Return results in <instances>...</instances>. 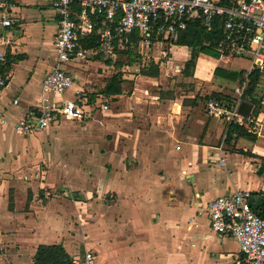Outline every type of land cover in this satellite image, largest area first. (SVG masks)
<instances>
[{"label": "crops", "instance_id": "0c3cea01", "mask_svg": "<svg viewBox=\"0 0 264 264\" xmlns=\"http://www.w3.org/2000/svg\"><path fill=\"white\" fill-rule=\"evenodd\" d=\"M10 1L13 22L4 30L10 43L0 63L11 58L0 73L7 79L0 94V264H33L39 244L55 243L70 256L91 248L97 264H243L238 243L210 229L207 205L235 187L251 192L250 203L264 201V129L255 140L237 137L219 151L222 119L198 112L197 100L151 95L141 104L146 110L131 111L136 101L128 100V110L108 120H98L94 114L106 110L96 109L84 121L16 132L18 119L37 112L41 78L54 66L58 15L52 0ZM188 55L174 65L177 74ZM199 56L209 57V71L200 62L195 69ZM231 58L239 57L199 53L188 78L214 76L215 67L244 73L228 64ZM84 61L99 68L114 62L95 54ZM77 65H62L73 85L61 96L47 94L51 104L73 98V89L83 90L89 107L122 93L104 95L112 75L102 81L101 73ZM138 75L149 82L157 77ZM220 79L228 90L237 82Z\"/></svg>", "mask_w": 264, "mask_h": 264}, {"label": "built area", "instance_id": "2783aa9c", "mask_svg": "<svg viewBox=\"0 0 264 264\" xmlns=\"http://www.w3.org/2000/svg\"><path fill=\"white\" fill-rule=\"evenodd\" d=\"M12 3L0 0V63L5 60L10 43L4 30L12 22ZM51 9L58 15L54 38V66L40 81V101L37 112H31L14 124L18 133L48 129L59 121H84L94 110H107L106 103L89 107L82 89H73V98H60L54 104L49 93L61 96L70 89L74 78L62 65L85 59L99 51L105 58L115 60L117 47L136 48L141 59L162 63L170 57L180 33L190 21H199L210 29L221 21L222 36L214 50L219 57L250 59V66L231 87L227 98L208 97L204 100L208 116L222 119L225 130L235 123L257 134L264 129V0H52ZM95 34L97 49H86L81 40ZM261 73L255 92L259 104L251 102L247 116L237 107L249 81L250 73ZM7 85L0 75V94ZM224 134L218 145L222 151ZM220 156V155H219ZM219 162L223 163L220 156ZM251 192L235 187L215 196L207 205L210 229L220 236L232 237L239 246L243 264H264V216L250 206ZM80 222V221H79ZM73 264H97L94 250L84 248L71 255Z\"/></svg>", "mask_w": 264, "mask_h": 264}, {"label": "trees", "instance_id": "16d2710c", "mask_svg": "<svg viewBox=\"0 0 264 264\" xmlns=\"http://www.w3.org/2000/svg\"><path fill=\"white\" fill-rule=\"evenodd\" d=\"M222 27L221 21L217 20L214 21L212 27L208 30L202 26V24L197 21H190L186 28L180 33V36L177 40L178 45H184L189 48V57L185 60L184 66L182 69V75L184 77L192 76L195 67L196 57L199 53H205L213 57H217L219 54L217 51L214 50V47L217 45V41L222 36ZM81 45L86 49H97L98 48V39L95 34H91L83 38L81 40ZM128 47H117L116 48V59L113 63L118 66H122L128 63H132L135 57L141 59V56L138 54L137 49L134 47V54L129 52ZM126 55L127 62L123 63L120 60L119 55ZM131 54V56H130ZM96 58L100 59L103 58L102 54L99 51L95 53ZM8 57V56H7ZM118 58V59H117ZM8 61H11V58H7L5 63L0 64V73L4 72L8 69L7 64ZM106 62H110L107 61ZM167 63V61H165ZM127 66V65H126ZM159 67H161V63H154L147 61L144 64H141L139 67L138 73L141 75L152 76L156 77L159 75ZM243 71L241 70H231L225 69L222 67H215L213 69V75L215 77L223 78L226 80L231 81H238L241 79ZM261 73L258 71H253L250 73L249 81L247 84V88L242 95L243 99H247L248 101L252 102L253 104H259V97L255 92V85L260 77ZM122 78L121 75L118 73L113 74L108 81L106 82L101 92L104 95H111V94H120L122 92ZM208 97H216V98H227L229 99V95L223 94L221 92L213 91L208 95L198 96L196 95L191 99V104H195L196 100L204 101V99ZM237 137H244L250 140H255L256 135L255 133L247 130L245 127L240 126L235 123H230L227 125L224 135V143L230 144L231 140H235ZM238 153L251 155L250 151H245L243 149H236ZM264 204V201L260 199L250 203L252 210L260 215L264 216V207L261 205ZM11 202H9L8 207L11 208ZM1 252V246H0ZM33 264H73L71 261V256L66 252L65 248L60 243L55 244H39L36 247L35 253L33 255Z\"/></svg>", "mask_w": 264, "mask_h": 264}, {"label": "rangeland", "instance_id": "374dc122", "mask_svg": "<svg viewBox=\"0 0 264 264\" xmlns=\"http://www.w3.org/2000/svg\"><path fill=\"white\" fill-rule=\"evenodd\" d=\"M134 50L136 51V49L133 48L129 49V52L132 53V56L135 53ZM171 52L173 58L169 59L167 63H163L161 67H159V75L152 82L147 81L145 78L138 77L139 67L141 66V64L145 63L144 60L139 59L138 57H135L132 63H128L122 66H118L115 63H112L111 67L109 68H105V67L99 68L100 66H96V65L86 66V61H84V59L80 60L81 62L76 61L77 63H79V65L75 66L76 69L78 70L93 69L94 72L97 71L98 73L102 74L101 78H99L102 81L107 80L109 76L116 73L117 74L119 73L121 75V78L125 79L124 80L125 82H122V89H123L122 93L116 96V98L106 97L105 103L108 105L107 110L104 112H97V113L94 112L95 113V114L93 113L94 116H96L98 120H108L109 117H115L116 112H124L126 109L128 110V108H126V105H128L127 104L128 100L129 102L130 100L136 101L137 106H134L135 108H130L132 109L131 111L146 110V108L144 109V107L141 106V104L146 103V100L153 99L151 95H157L159 99L163 98L164 100H169V101L181 100L182 103H185L186 101H191V98L189 97H191L195 93H197L198 96H204V95H208L212 91H220L226 93L231 90V88L228 90L229 84H227L224 80L220 79L219 77L211 76L210 73H208V75L205 78L197 76L200 79L193 77L191 78L184 77L181 73L177 74L175 72L176 70L174 65L177 63V61L183 60L187 57L189 53V48L182 46L179 47L173 46L171 48ZM119 57L121 62L123 63L127 62L126 55L122 54L119 55ZM208 59L209 57L199 56V58L197 59V65L195 69L197 70V66L199 65L200 62L202 69L209 71L210 63L206 61ZM99 60L103 62L107 61V59H105L104 57L103 58L100 57ZM217 61L219 65L221 62H223V59L220 58ZM250 62L251 61L248 58H231L229 59L228 64L236 69L247 70L248 67L250 66ZM197 73L198 75H202L201 72H197ZM146 88H149V90L145 91ZM197 101L199 105L197 111L203 112V110L205 109L204 101L202 102L199 99ZM122 115H130V114L122 113ZM103 132L105 133L104 137H107L108 135L107 129H105ZM255 200L258 201V199Z\"/></svg>", "mask_w": 264, "mask_h": 264}, {"label": "water", "instance_id": "95a60500", "mask_svg": "<svg viewBox=\"0 0 264 264\" xmlns=\"http://www.w3.org/2000/svg\"><path fill=\"white\" fill-rule=\"evenodd\" d=\"M250 108L251 102L241 99L237 107V112L242 116H247L249 114Z\"/></svg>", "mask_w": 264, "mask_h": 264}]
</instances>
